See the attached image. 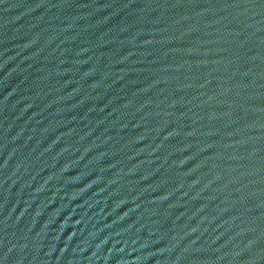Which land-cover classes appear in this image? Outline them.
Segmentation results:
<instances>
[{
    "label": "water",
    "instance_id": "1",
    "mask_svg": "<svg viewBox=\"0 0 264 264\" xmlns=\"http://www.w3.org/2000/svg\"><path fill=\"white\" fill-rule=\"evenodd\" d=\"M0 264H264V0H0Z\"/></svg>",
    "mask_w": 264,
    "mask_h": 264
}]
</instances>
